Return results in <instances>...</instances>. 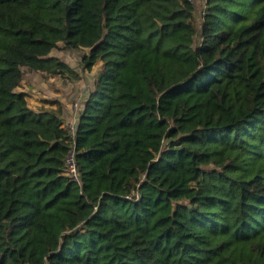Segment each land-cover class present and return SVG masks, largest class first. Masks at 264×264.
I'll list each match as a JSON object with an SVG mask.
<instances>
[{"label": "trees", "instance_id": "obj_1", "mask_svg": "<svg viewBox=\"0 0 264 264\" xmlns=\"http://www.w3.org/2000/svg\"><path fill=\"white\" fill-rule=\"evenodd\" d=\"M58 44L72 133L16 92ZM0 264H264V0H0Z\"/></svg>", "mask_w": 264, "mask_h": 264}, {"label": "rangeland", "instance_id": "obj_2", "mask_svg": "<svg viewBox=\"0 0 264 264\" xmlns=\"http://www.w3.org/2000/svg\"><path fill=\"white\" fill-rule=\"evenodd\" d=\"M196 12L204 9V0H192ZM88 53L86 49L69 50L63 44H58L52 50L50 57L67 63L77 74V78H63L60 76H46L40 72L24 69V81L16 92L27 95L29 107L36 111L39 107L56 109V102L63 107V127L73 132L77 123V109L82 105L88 92L94 89L95 76L101 71L102 65L97 64L91 72L84 69L82 58ZM82 110V109H81Z\"/></svg>", "mask_w": 264, "mask_h": 264}, {"label": "built area", "instance_id": "obj_3", "mask_svg": "<svg viewBox=\"0 0 264 264\" xmlns=\"http://www.w3.org/2000/svg\"><path fill=\"white\" fill-rule=\"evenodd\" d=\"M192 1V0H190ZM205 4L207 0H204ZM205 4L203 7H205ZM82 109V105H80L77 109V113H79V111ZM65 167H66V176H68L69 178L73 179L74 182L76 183H80V179H79V175H78V171H77V165H76V161H75V153H74V148L73 150L68 154L66 160H65Z\"/></svg>", "mask_w": 264, "mask_h": 264}, {"label": "crops", "instance_id": "obj_4", "mask_svg": "<svg viewBox=\"0 0 264 264\" xmlns=\"http://www.w3.org/2000/svg\"><path fill=\"white\" fill-rule=\"evenodd\" d=\"M46 109H52V108H43V107H39V109L36 110L35 112H38V111H40V110H46Z\"/></svg>", "mask_w": 264, "mask_h": 264}]
</instances>
